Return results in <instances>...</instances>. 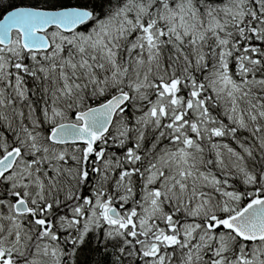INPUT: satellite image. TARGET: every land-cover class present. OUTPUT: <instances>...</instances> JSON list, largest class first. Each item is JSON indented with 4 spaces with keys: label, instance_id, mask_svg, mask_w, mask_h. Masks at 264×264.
<instances>
[{
    "label": "snow or ice",
    "instance_id": "snow-or-ice-1",
    "mask_svg": "<svg viewBox=\"0 0 264 264\" xmlns=\"http://www.w3.org/2000/svg\"><path fill=\"white\" fill-rule=\"evenodd\" d=\"M0 264H264V0H0Z\"/></svg>",
    "mask_w": 264,
    "mask_h": 264
}]
</instances>
